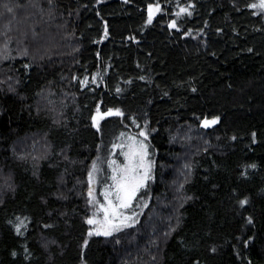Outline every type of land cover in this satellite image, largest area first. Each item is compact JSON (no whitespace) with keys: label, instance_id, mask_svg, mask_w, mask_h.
I'll list each match as a JSON object with an SVG mask.
<instances>
[{"label":"trees","instance_id":"trees-1","mask_svg":"<svg viewBox=\"0 0 264 264\" xmlns=\"http://www.w3.org/2000/svg\"><path fill=\"white\" fill-rule=\"evenodd\" d=\"M255 2L0 0V264H264ZM134 137L150 202L92 234V173Z\"/></svg>","mask_w":264,"mask_h":264},{"label":"rangeland","instance_id":"rangeland-1","mask_svg":"<svg viewBox=\"0 0 264 264\" xmlns=\"http://www.w3.org/2000/svg\"><path fill=\"white\" fill-rule=\"evenodd\" d=\"M259 3L260 0H256L254 4L259 5ZM253 9L264 15V9L260 7ZM128 145L127 151L121 155L119 160L109 156L105 163H98L92 173L89 187V192L92 193L91 196L89 195L92 204L89 218L93 220L90 224L92 234L111 236L122 229L135 226L150 202L152 191L155 189V181L152 177L153 164L149 159L147 145L142 139L136 137L131 138ZM145 150L146 156L143 155ZM145 172H147V179L141 184ZM137 185L141 186L137 187ZM125 188L128 191L135 189V195L130 207L121 208L117 197L118 195L124 196ZM104 209H108V212L106 213ZM154 213L155 211L150 210L149 214L154 216ZM105 232L109 234L105 235Z\"/></svg>","mask_w":264,"mask_h":264},{"label":"snow or ice","instance_id":"snow-or-ice-1","mask_svg":"<svg viewBox=\"0 0 264 264\" xmlns=\"http://www.w3.org/2000/svg\"><path fill=\"white\" fill-rule=\"evenodd\" d=\"M252 7H253V8L260 7L261 9H264V0H260L259 5H257V4H253ZM182 11H183V10H182ZM189 14H190V13H189ZM173 27H175V24H173ZM116 114L119 115V113H116ZM213 123H214V122H213ZM141 135H144V133L142 132ZM253 136H255V134H253ZM142 147H143V146H142ZM143 155H144V156L147 155L146 150L143 152ZM90 175H91V174H90ZM113 179H115V177H113ZM146 179H147V172H145V175H144V177L142 178L141 184H142L143 180H146ZM139 186H141V185H137V187H139ZM124 192H125V194H124L123 197H120L119 195H118V197H117V199L120 200L119 207H121V208H127V207H130L131 200H132V198H133L134 195H135V189H132L131 191H128L127 188H125V189H124ZM89 195H90V196L92 195L91 191L89 192ZM105 195H107V192H105ZM246 203H247L246 200L241 201V204H242V205H244V204H246ZM110 206H111V202H110ZM101 207L103 208V205H101ZM104 211L107 213V212H108V209H104ZM88 223H89V224L93 223V220H91V219L88 220ZM21 224H23V221H21ZM17 232H18V234H19V228H17ZM98 234H99V233H98ZM104 234H105V235H108L109 233L105 232Z\"/></svg>","mask_w":264,"mask_h":264},{"label":"water","instance_id":"water-1","mask_svg":"<svg viewBox=\"0 0 264 264\" xmlns=\"http://www.w3.org/2000/svg\"><path fill=\"white\" fill-rule=\"evenodd\" d=\"M98 117H99V114H97V115L95 116V120H97Z\"/></svg>","mask_w":264,"mask_h":264}]
</instances>
